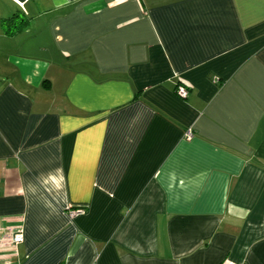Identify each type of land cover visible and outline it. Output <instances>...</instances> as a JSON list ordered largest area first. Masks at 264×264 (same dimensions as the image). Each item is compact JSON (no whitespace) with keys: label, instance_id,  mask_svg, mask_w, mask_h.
Here are the masks:
<instances>
[{"label":"crops","instance_id":"crops-1","mask_svg":"<svg viewBox=\"0 0 264 264\" xmlns=\"http://www.w3.org/2000/svg\"><path fill=\"white\" fill-rule=\"evenodd\" d=\"M0 264H264V0H0Z\"/></svg>","mask_w":264,"mask_h":264},{"label":"built area","instance_id":"built-area-1","mask_svg":"<svg viewBox=\"0 0 264 264\" xmlns=\"http://www.w3.org/2000/svg\"><path fill=\"white\" fill-rule=\"evenodd\" d=\"M187 93V89L185 86L178 84L176 86V94L180 97H185ZM187 136H190L189 131L186 134ZM10 241L15 245L23 241V237L20 232H15L10 236Z\"/></svg>","mask_w":264,"mask_h":264},{"label":"trees","instance_id":"trees-1","mask_svg":"<svg viewBox=\"0 0 264 264\" xmlns=\"http://www.w3.org/2000/svg\"><path fill=\"white\" fill-rule=\"evenodd\" d=\"M175 91H176V87H175Z\"/></svg>","mask_w":264,"mask_h":264}]
</instances>
